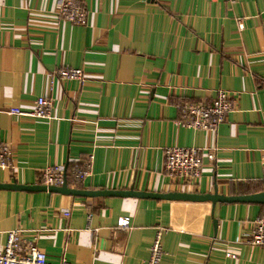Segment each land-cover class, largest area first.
I'll use <instances>...</instances> for the list:
<instances>
[{
  "label": "crops",
  "instance_id": "obj_1",
  "mask_svg": "<svg viewBox=\"0 0 264 264\" xmlns=\"http://www.w3.org/2000/svg\"><path fill=\"white\" fill-rule=\"evenodd\" d=\"M76 1L85 24L62 20L60 0H0V140L14 165L0 168V183L43 185L51 165L74 179L94 155L90 176L70 188L264 191V0ZM62 67L85 79H52ZM220 90L234 110L217 132L177 122L180 105L210 103ZM40 96L52 99V118L10 114ZM171 146L203 150L193 184L169 175ZM261 216L259 203L0 188V250L19 229L50 261L146 264L162 228V264H264V247L247 242Z\"/></svg>",
  "mask_w": 264,
  "mask_h": 264
},
{
  "label": "built area",
  "instance_id": "obj_2",
  "mask_svg": "<svg viewBox=\"0 0 264 264\" xmlns=\"http://www.w3.org/2000/svg\"><path fill=\"white\" fill-rule=\"evenodd\" d=\"M58 16L74 24H85L87 12L76 0H60L57 10ZM243 28V24H240ZM52 79L63 80L85 79L81 68L62 67L55 73H51ZM181 117L177 121L182 127L208 132H217L228 113L234 110V100L227 90H220L217 97L210 103H184L180 105ZM53 101L47 96L37 98L33 108H11L10 114L18 116L52 118ZM203 150L197 147L171 146L165 149V167L172 177L184 180L187 184H193L202 174L204 162ZM11 150L8 142L0 140V168L12 169L14 165L11 159ZM94 155L90 156V162L84 167L75 168L73 177L76 181H83L91 174V165ZM208 158L215 160V152L208 151ZM41 182L47 186H61L67 179L65 168L61 165L47 166L42 171ZM68 181V180H67ZM68 216L70 213L65 212ZM121 226L129 227L130 218L124 217ZM164 230L158 229L150 248V257L146 264H162ZM249 244L264 247V216L254 220L253 230L247 241ZM235 257V254L227 253ZM0 264H72L63 255L58 261H50L47 253L34 242L25 243L21 230H9L3 249L0 250Z\"/></svg>",
  "mask_w": 264,
  "mask_h": 264
},
{
  "label": "water",
  "instance_id": "obj_3",
  "mask_svg": "<svg viewBox=\"0 0 264 264\" xmlns=\"http://www.w3.org/2000/svg\"><path fill=\"white\" fill-rule=\"evenodd\" d=\"M0 188L6 189H18L28 191H51L56 193L69 194L73 196H128L139 198H153V199H165V200H189V201H212L214 204L217 202H248L264 204V191L256 192L246 195H224L219 194L216 190L214 193H192V192H146L135 189L130 190H85L75 189L68 186L66 179L65 183L61 186H47V185H26L18 183H0Z\"/></svg>",
  "mask_w": 264,
  "mask_h": 264
},
{
  "label": "trees",
  "instance_id": "obj_4",
  "mask_svg": "<svg viewBox=\"0 0 264 264\" xmlns=\"http://www.w3.org/2000/svg\"><path fill=\"white\" fill-rule=\"evenodd\" d=\"M68 182H69V184L72 186V187H77L78 186V184L74 181V179L72 178V176H69V178H68Z\"/></svg>",
  "mask_w": 264,
  "mask_h": 264
}]
</instances>
